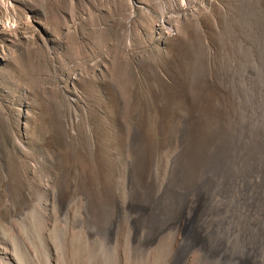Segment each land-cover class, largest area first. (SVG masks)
I'll list each match as a JSON object with an SVG mask.
<instances>
[{
  "label": "rangeland",
  "instance_id": "rangeland-1",
  "mask_svg": "<svg viewBox=\"0 0 264 264\" xmlns=\"http://www.w3.org/2000/svg\"><path fill=\"white\" fill-rule=\"evenodd\" d=\"M263 161L264 0H0V248L24 264H264Z\"/></svg>",
  "mask_w": 264,
  "mask_h": 264
},
{
  "label": "bare ground",
  "instance_id": "bare-ground-1",
  "mask_svg": "<svg viewBox=\"0 0 264 264\" xmlns=\"http://www.w3.org/2000/svg\"><path fill=\"white\" fill-rule=\"evenodd\" d=\"M231 162V161H230ZM264 165V161L263 162H259V165L257 167H251L249 170L250 172H252L253 174L256 173L258 175V177H260V169L263 167ZM217 171V170H216ZM215 171V172H216ZM223 171V170H222ZM245 174V173H244ZM226 178V176H225ZM262 178V177H261ZM260 178V179H261ZM232 179L230 176L227 177L226 181H231ZM234 180V179H233ZM236 180V179H235ZM264 181V180H263ZM211 182V181H210ZM225 182V181H224ZM220 183V182H219ZM211 184V183H210ZM254 185V184H253ZM211 187V186H208ZM221 187V186H220ZM264 188V187H262ZM209 189V188H207ZM215 189V188H214ZM211 191V189H210ZM251 193V192H250ZM253 193V192H252ZM194 194V193H193ZM215 196V195H214ZM224 196V195H223ZM192 200V199H190ZM264 201V200H263ZM261 204V203H260ZM93 232V231H92ZM82 236L84 238H90L94 235H92L91 233L88 234L87 231H82ZM263 236V235H262ZM178 240V239H177ZM43 253H44V261L41 262V264H62L61 260L59 258V254H58V250L56 247L48 244L44 249H43ZM0 264H24V262L19 259L14 251L12 249H9L8 247H4V248H0Z\"/></svg>",
  "mask_w": 264,
  "mask_h": 264
}]
</instances>
